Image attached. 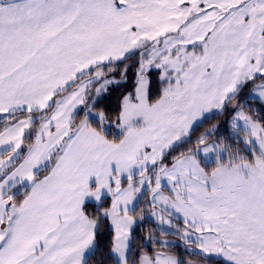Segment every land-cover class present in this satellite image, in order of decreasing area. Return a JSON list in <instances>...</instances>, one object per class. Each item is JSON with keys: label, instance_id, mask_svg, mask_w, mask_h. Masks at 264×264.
I'll list each match as a JSON object with an SVG mask.
<instances>
[{"label": "snow or ice", "instance_id": "obj_1", "mask_svg": "<svg viewBox=\"0 0 264 264\" xmlns=\"http://www.w3.org/2000/svg\"><path fill=\"white\" fill-rule=\"evenodd\" d=\"M0 264H264V0H0Z\"/></svg>", "mask_w": 264, "mask_h": 264}, {"label": "trees", "instance_id": "obj_2", "mask_svg": "<svg viewBox=\"0 0 264 264\" xmlns=\"http://www.w3.org/2000/svg\"><path fill=\"white\" fill-rule=\"evenodd\" d=\"M118 96H119V92H114L113 93V95L111 97V100H110V104L111 105H114L117 102V97ZM220 119L222 121L223 117H221ZM207 126L208 125H206L205 127H207ZM204 130H205L204 128L199 129L197 131L196 135H198L199 132H202ZM193 138H195V136ZM150 228H151V225L145 223L144 225H142V227H138L135 230V235L137 237V240L133 241V245H132L133 253H130V258H131V256L133 254H138V252H139V243H138V241L144 239V237L148 234V231L150 230ZM148 248L151 250V248H152L151 244H148Z\"/></svg>", "mask_w": 264, "mask_h": 264}, {"label": "rangeland", "instance_id": "obj_3", "mask_svg": "<svg viewBox=\"0 0 264 264\" xmlns=\"http://www.w3.org/2000/svg\"><path fill=\"white\" fill-rule=\"evenodd\" d=\"M223 119H224V117H223ZM223 119H222V121H223ZM222 121H221V122H222ZM213 122H214V121H213ZM209 126H210V125H208L207 127H209ZM193 139H194V138H193Z\"/></svg>", "mask_w": 264, "mask_h": 264}]
</instances>
